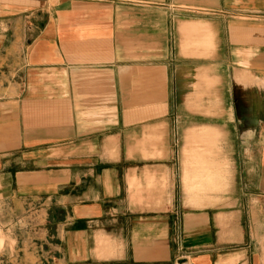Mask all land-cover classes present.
Masks as SVG:
<instances>
[{
  "label": "crops",
  "instance_id": "crops-1",
  "mask_svg": "<svg viewBox=\"0 0 264 264\" xmlns=\"http://www.w3.org/2000/svg\"><path fill=\"white\" fill-rule=\"evenodd\" d=\"M256 13L264 0H0V231L12 264H264V115L247 166L197 207L137 203L132 185L154 178L170 193L181 175L164 163L168 140L161 158L139 156L138 125L121 120L162 95L158 76L136 74L143 64H238L264 96ZM203 25L211 49L186 51ZM155 159L160 168L134 163ZM251 225L263 229L257 248Z\"/></svg>",
  "mask_w": 264,
  "mask_h": 264
},
{
  "label": "rangeland",
  "instance_id": "rangeland-1",
  "mask_svg": "<svg viewBox=\"0 0 264 264\" xmlns=\"http://www.w3.org/2000/svg\"><path fill=\"white\" fill-rule=\"evenodd\" d=\"M183 26L184 34L192 33L195 29V24L191 22L184 23ZM185 26L192 31H185ZM195 35L196 38L193 36L186 45V51L202 49L203 53H208L212 41L205 26L202 32L198 31ZM239 66L219 64L216 71L215 68L210 70L207 63L195 64L188 61H171L169 64L154 65L153 68L147 64L139 65L137 75L158 76L154 82L159 85L162 95L155 96L152 105L143 95L136 104L137 108H133L135 105L128 96L130 105L127 100V108L136 111L121 112V120L126 116L127 122L137 123L139 140L142 142L136 151L139 156L161 158L162 143L169 141V151L173 157L164 163L176 171L175 174L180 171L181 181L175 179L174 192L170 193L162 192V189H166L165 183L161 180L155 182L154 178L148 179L143 187L132 185V190H138L133 194L138 204H156L160 198L164 201H174L176 206L183 203L189 207L213 204L224 194L223 190L228 188L233 175L247 166L244 165L247 156L245 152L256 153L257 149V117L264 115V96L258 94V80L239 79ZM216 73L217 77H214ZM249 77L251 78L250 75ZM150 85L151 81L144 78L139 89L145 94ZM129 90H132L131 86ZM152 128H157L159 136L149 143H144V138ZM134 163L160 168L163 162L155 159ZM34 166L36 165L27 162L26 172L33 171L37 167ZM170 184L172 185V182ZM250 200L252 201V197ZM59 215H52V212L48 211L44 220H60ZM259 220L264 219L262 217ZM250 227L247 232L255 236L251 243L257 248L260 243L258 236H261L264 228L261 229V225ZM2 235L0 231V249L4 248L5 236ZM36 248L43 250V245H37ZM10 260L12 258L4 254L0 257V264H12ZM14 261L17 264L16 257Z\"/></svg>",
  "mask_w": 264,
  "mask_h": 264
},
{
  "label": "built area",
  "instance_id": "built-area-1",
  "mask_svg": "<svg viewBox=\"0 0 264 264\" xmlns=\"http://www.w3.org/2000/svg\"><path fill=\"white\" fill-rule=\"evenodd\" d=\"M2 253H3V254H2ZM4 254H5V253H4L3 249H0V257H3Z\"/></svg>",
  "mask_w": 264,
  "mask_h": 264
}]
</instances>
